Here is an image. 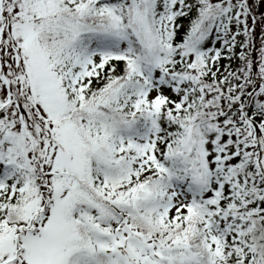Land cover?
<instances>
[{
  "label": "snow or ice",
  "instance_id": "6c2138e0",
  "mask_svg": "<svg viewBox=\"0 0 264 264\" xmlns=\"http://www.w3.org/2000/svg\"><path fill=\"white\" fill-rule=\"evenodd\" d=\"M0 264H264V0H0Z\"/></svg>",
  "mask_w": 264,
  "mask_h": 264
},
{
  "label": "trees",
  "instance_id": "16d2710c",
  "mask_svg": "<svg viewBox=\"0 0 264 264\" xmlns=\"http://www.w3.org/2000/svg\"><path fill=\"white\" fill-rule=\"evenodd\" d=\"M222 63H223V61H222Z\"/></svg>",
  "mask_w": 264,
  "mask_h": 264
}]
</instances>
